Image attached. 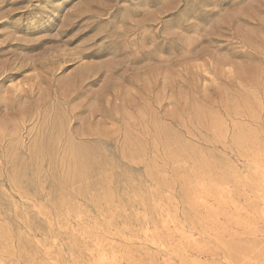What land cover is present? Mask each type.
<instances>
[{"label": "rangeland", "instance_id": "obj_1", "mask_svg": "<svg viewBox=\"0 0 264 264\" xmlns=\"http://www.w3.org/2000/svg\"><path fill=\"white\" fill-rule=\"evenodd\" d=\"M0 264H264V0H0Z\"/></svg>", "mask_w": 264, "mask_h": 264}, {"label": "bare ground", "instance_id": "obj_2", "mask_svg": "<svg viewBox=\"0 0 264 264\" xmlns=\"http://www.w3.org/2000/svg\"><path fill=\"white\" fill-rule=\"evenodd\" d=\"M114 256V255H113ZM113 259H114V257H113ZM115 259H116V257H115ZM113 261V260H112ZM114 262V261H113Z\"/></svg>", "mask_w": 264, "mask_h": 264}]
</instances>
